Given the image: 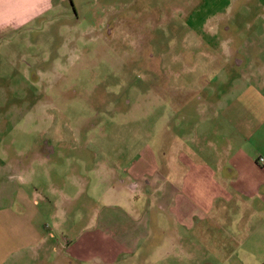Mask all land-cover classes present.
Wrapping results in <instances>:
<instances>
[{
  "label": "rangeland",
  "instance_id": "obj_1",
  "mask_svg": "<svg viewBox=\"0 0 264 264\" xmlns=\"http://www.w3.org/2000/svg\"><path fill=\"white\" fill-rule=\"evenodd\" d=\"M263 69L264 0H54L4 30L0 264H264V206L236 184L241 175L217 177H230L226 187L244 205L234 208V194L225 215L213 212L187 234L164 202L162 229L151 230L150 205L138 233L128 204L107 206L111 189L100 179L137 153L136 167L164 165L171 127L190 134L216 120L214 106L245 104ZM161 144L166 153L155 156ZM113 182L132 192L130 181Z\"/></svg>",
  "mask_w": 264,
  "mask_h": 264
},
{
  "label": "crops",
  "instance_id": "obj_2",
  "mask_svg": "<svg viewBox=\"0 0 264 264\" xmlns=\"http://www.w3.org/2000/svg\"><path fill=\"white\" fill-rule=\"evenodd\" d=\"M53 2L54 0H0V36L6 29L23 26L37 18ZM250 85L248 87L250 97L245 104L239 107L237 104L229 106L226 104L221 109L222 105L214 106L216 109L214 122L203 118L199 124L190 126L192 129L190 134L179 133L178 130L175 132L171 127L168 162L165 158L164 165L160 158V164L156 161V166L150 170L146 166H135L136 162L139 163L144 159L141 153H137L134 157L137 160L130 163L127 160V153L120 156L121 159L127 160V163L113 168L112 172L106 173L105 178H100L105 179L109 184L108 188L111 189L107 191L111 198L107 206L115 210L118 209L116 206L118 202L128 204L129 212L135 215L129 213L130 216L125 214L124 216L136 226L135 230L139 233L137 224L147 214L150 205H153V215H155L151 230L162 229L161 224L162 220H166L163 217L166 216V212L160 208L164 202L170 209L169 215H176L178 223L183 225L182 231L187 234L190 226L195 227L213 212L219 214V217L225 215V208H228L227 204L231 199L234 200L235 194L226 187L230 177L224 179L222 176L225 174L241 175L237 178L236 184L242 191L249 193L246 196L257 195L259 204L264 206V73L252 77ZM211 132L216 138L211 136ZM164 149L163 144L158 145L154 155L160 152L161 156L163 152L166 153ZM213 150L216 153L212 152ZM260 158H263V161H260ZM218 175L222 176L217 177ZM255 175L258 178L255 179ZM249 176L254 177L249 178ZM150 177L155 185L152 190L149 188ZM113 180L122 185L124 183L127 185L130 181L133 185L132 192L128 190L129 194L125 189L115 190L114 182L110 184ZM139 184H143L144 191H136ZM235 196L236 199L240 197L239 194ZM240 199L242 200L243 197L241 196ZM254 203L249 201L250 209H253ZM240 204L244 205L237 199L234 208L239 207ZM136 215H140V218L134 221ZM60 216H62L61 212L54 211L51 214L54 228L59 226ZM149 227L148 230L143 227V232L135 236L134 249L141 248L142 240L147 238V232H151ZM78 236L76 235L73 240L71 237H66L68 247L73 246L80 238ZM49 237H54V234L49 233ZM48 239L51 241L50 238ZM49 253L54 252L50 249ZM112 261L104 260L105 263Z\"/></svg>",
  "mask_w": 264,
  "mask_h": 264
},
{
  "label": "built area",
  "instance_id": "obj_3",
  "mask_svg": "<svg viewBox=\"0 0 264 264\" xmlns=\"http://www.w3.org/2000/svg\"><path fill=\"white\" fill-rule=\"evenodd\" d=\"M260 161H263V158H260Z\"/></svg>",
  "mask_w": 264,
  "mask_h": 264
}]
</instances>
